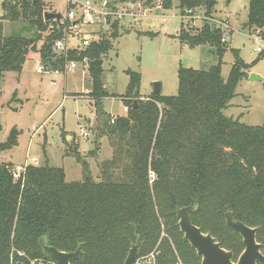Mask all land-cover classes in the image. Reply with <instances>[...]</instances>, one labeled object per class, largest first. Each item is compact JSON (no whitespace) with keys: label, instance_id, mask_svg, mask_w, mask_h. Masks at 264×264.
Wrapping results in <instances>:
<instances>
[{"label":"trees","instance_id":"1","mask_svg":"<svg viewBox=\"0 0 264 264\" xmlns=\"http://www.w3.org/2000/svg\"><path fill=\"white\" fill-rule=\"evenodd\" d=\"M34 1L3 6L0 94L6 72L21 73L31 52L38 53L47 66L55 64L53 46L63 37V26L55 19L46 20L44 3ZM112 1H144L151 6L158 0ZM161 4L169 10L174 0ZM216 5L217 0H178L180 15L195 14L200 8L205 18L202 27L187 24L177 37L190 47L212 46L218 63L208 69L180 67L176 95L153 92L136 108L122 94L128 113L109 117L100 128L115 147L114 157L102 162L100 180L93 178L77 143L72 155L83 167L80 181H67L63 167L48 164H28L14 179L13 163L0 162V264L50 260L41 238L66 252L82 245L80 258L71 264H124L139 237L143 241L139 256L156 247L162 224L174 237V245L168 238L160 241L158 264H178V254L188 264H197L201 258L185 239L177 217V209L188 205H198L193 223L233 251L234 260L245 245L241 235L227 226L228 211L234 219L260 227L257 240L264 253V123L249 125L223 112L250 66L233 49L235 63L229 77L222 76L224 39L233 30L213 21ZM17 25L20 33H12ZM245 25L264 34V0H249ZM114 29L81 55L70 52L67 57L91 58L89 98L100 114H105L103 99L119 96L109 93L102 79L104 58L123 27L116 22ZM67 59L63 56L61 62ZM128 75V91L138 95L141 74L129 70ZM18 134L13 129L8 140L0 143V151L16 146ZM96 148L90 150L91 156ZM151 171L156 175L153 180Z\"/></svg>","mask_w":264,"mask_h":264},{"label":"rangeland","instance_id":"2","mask_svg":"<svg viewBox=\"0 0 264 264\" xmlns=\"http://www.w3.org/2000/svg\"><path fill=\"white\" fill-rule=\"evenodd\" d=\"M41 1L46 11L67 12L65 0ZM177 3L178 0H174L169 10L162 6L158 14L155 2L151 6L145 5L141 10L142 20L125 26L126 30L124 27L121 35L113 40V47L104 58L102 79L107 91L119 96L103 99L105 114H100L89 98L92 87L90 71L82 68L69 71L67 61L62 63L63 56L59 54L54 53L55 64L48 65L43 73L38 72L43 60L35 52L30 53L21 73L6 72L0 94V143L8 140L13 129H17L19 134L16 146L0 151V162H12L13 167L31 163L63 167L67 181H80L83 179V167L72 155L77 143L93 178L100 180L102 162L112 159L115 153V147L107 135L103 136L100 128L109 117L115 119L126 114V104L120 98L122 94L128 103L147 101L154 92V83L160 82L163 95H176L180 67L208 69L218 63L212 46L190 47L177 37L187 24L202 27L205 18L200 8L195 14L180 15ZM248 4L249 0H217L213 21L223 23L225 27L226 22L233 30L225 42L224 79L229 77L236 60L233 49L250 66L248 75L238 84L237 95L223 112L228 117H239L243 123L261 125L264 123V82L252 81L250 76L256 73L264 77V36H258L257 30L245 25ZM4 13L6 11L0 6V18ZM16 27L12 33H20L19 26ZM5 32L8 33L7 28ZM72 43L75 44L76 40ZM258 47L261 51H257ZM129 70L141 74L137 97L132 90L128 91ZM84 132L88 136H84ZM97 144H100L99 150ZM93 148L97 153L91 156L89 152ZM155 176L151 171L152 180ZM162 231L160 241L168 238L173 244L174 237L166 233L164 224ZM159 243L144 254L155 252L157 264ZM38 260L29 259L28 264H37ZM178 264L188 263L178 254Z\"/></svg>","mask_w":264,"mask_h":264},{"label":"built area","instance_id":"3","mask_svg":"<svg viewBox=\"0 0 264 264\" xmlns=\"http://www.w3.org/2000/svg\"><path fill=\"white\" fill-rule=\"evenodd\" d=\"M22 1L25 0H0V6L17 4ZM65 1L67 2V12H61L63 18L60 23L63 26V37L55 41L53 50L56 54L65 56L66 59L70 52H76L81 55L93 43L100 41L102 37H109L115 30L114 24L116 22L124 28L125 26H130L131 23H136L139 19L142 20L143 13H141V10L146 5L144 1H129L123 3H114L112 0ZM161 1L158 0L155 2L157 4L156 14L162 8ZM50 12L58 11L52 10ZM221 24L223 25V23ZM225 24L228 26L226 22ZM257 32L258 36H264L261 29H258ZM226 39L227 37L224 40ZM72 40H76V43H72ZM257 51H261V49L258 47ZM66 61L69 71L76 70L77 68L89 70L91 58L87 55H82L80 58L67 59ZM46 62H43V66L38 68L39 73H43L46 70ZM83 135L88 136V133L84 132ZM24 169L25 165L14 166L12 169L13 178H20ZM28 263L14 262L13 264ZM37 264L56 263L48 259L39 258ZM135 264H157V255L155 252H152L148 255L138 256Z\"/></svg>","mask_w":264,"mask_h":264},{"label":"water","instance_id":"4","mask_svg":"<svg viewBox=\"0 0 264 264\" xmlns=\"http://www.w3.org/2000/svg\"><path fill=\"white\" fill-rule=\"evenodd\" d=\"M35 0L34 2H36ZM63 15L61 12H45V19H55L58 24L61 23ZM252 81L264 82V77L252 73L250 76ZM154 92L159 94L161 91L160 82L154 83ZM137 97V92L134 93ZM138 102H134L136 108ZM198 210V205H188L177 209V217L179 219V227L184 237L192 247L195 248L197 255L201 258L199 264H261L264 262L263 245L258 242L257 234L260 227H252L245 222L234 219L233 212L226 213V224L234 232L241 235L244 250L237 260H234V252L222 247L221 243L211 233L203 232L200 226L193 223L192 214ZM40 244L45 255L56 264H71L73 260L80 258L82 254V245L76 251H61L55 246L47 245L44 238L40 239ZM143 245L142 239L139 237L137 243L133 244L124 264H135L139 251Z\"/></svg>","mask_w":264,"mask_h":264},{"label":"bare ground","instance_id":"5","mask_svg":"<svg viewBox=\"0 0 264 264\" xmlns=\"http://www.w3.org/2000/svg\"><path fill=\"white\" fill-rule=\"evenodd\" d=\"M127 110H128V107H127ZM31 164H33V163H31ZM23 165H24V164H23ZM26 165H28V164H26ZM26 165H25V166H26ZM35 165H37V164H35ZM15 166H16V165H15ZM21 263H25V262H21Z\"/></svg>","mask_w":264,"mask_h":264},{"label":"crops","instance_id":"6","mask_svg":"<svg viewBox=\"0 0 264 264\" xmlns=\"http://www.w3.org/2000/svg\"><path fill=\"white\" fill-rule=\"evenodd\" d=\"M126 114H127V106H126ZM126 114H123V115H126ZM117 115H120V114H117Z\"/></svg>","mask_w":264,"mask_h":264}]
</instances>
